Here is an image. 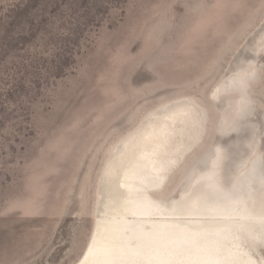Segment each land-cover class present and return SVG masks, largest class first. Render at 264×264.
Masks as SVG:
<instances>
[{
  "label": "rangeland",
  "instance_id": "1",
  "mask_svg": "<svg viewBox=\"0 0 264 264\" xmlns=\"http://www.w3.org/2000/svg\"><path fill=\"white\" fill-rule=\"evenodd\" d=\"M263 26L264 0H0V264H74L101 160L167 100L210 110L201 147L246 156L264 135V54L238 133L215 135L209 94Z\"/></svg>",
  "mask_w": 264,
  "mask_h": 264
},
{
  "label": "bare ground",
  "instance_id": "2",
  "mask_svg": "<svg viewBox=\"0 0 264 264\" xmlns=\"http://www.w3.org/2000/svg\"><path fill=\"white\" fill-rule=\"evenodd\" d=\"M255 38L242 49L252 61L236 60L237 69L209 94L223 104L214 127L218 137L238 133L254 113L252 85L259 80L264 26ZM209 120L210 110L201 102L176 97L150 110L112 145L95 182L89 237L74 264H89L92 241L109 236L142 243L120 250L125 264H264V231L257 219L264 205L259 180L264 135L248 142L246 156L240 150L235 157L215 140L201 147ZM210 171L218 191L208 186ZM224 193L242 198L248 211L229 203ZM238 227L243 234H236Z\"/></svg>",
  "mask_w": 264,
  "mask_h": 264
},
{
  "label": "snow or ice",
  "instance_id": "3",
  "mask_svg": "<svg viewBox=\"0 0 264 264\" xmlns=\"http://www.w3.org/2000/svg\"><path fill=\"white\" fill-rule=\"evenodd\" d=\"M219 160V156L216 157ZM215 162L213 163V168ZM255 162L253 167L250 169V173L255 176L256 174ZM209 181V188L214 191H218V186L215 181L214 171H210L207 175ZM259 180L262 186H264V159L260 160V176ZM223 198L228 200L229 203L235 205L240 204L243 206L242 210L247 212V206L244 204L243 199H232L230 194L224 193ZM259 220V227L261 231H264V205L261 206L260 215L257 217ZM244 233L242 227L236 229V234L241 235ZM142 243L132 240H125L121 236H109L103 237L99 242L96 240L92 241V247L88 248V254L91 257L89 264H125L124 259L119 255V252L123 248H135L140 247Z\"/></svg>",
  "mask_w": 264,
  "mask_h": 264
}]
</instances>
